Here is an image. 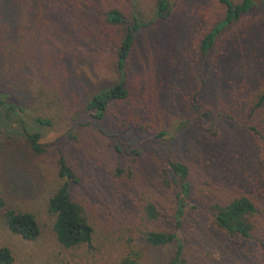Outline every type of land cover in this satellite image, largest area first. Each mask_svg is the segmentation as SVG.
<instances>
[{
    "label": "rangeland",
    "instance_id": "374dc122",
    "mask_svg": "<svg viewBox=\"0 0 264 264\" xmlns=\"http://www.w3.org/2000/svg\"><path fill=\"white\" fill-rule=\"evenodd\" d=\"M170 1L171 18L139 32L119 70L122 31L103 13L116 8L151 21L156 0H0V87L11 75L24 109L11 122L0 114V199L3 208L31 213L40 231L35 241L11 234L0 209V247L10 250L12 264H115L130 245L142 251L143 264H168L175 245L152 248L143 238L151 228L148 202L160 213L155 227L179 234L186 264H264V107L250 118L238 96L264 78V0L207 59L198 42L222 7L217 0ZM119 81L128 97L94 120L86 104ZM193 101L216 106L202 117ZM24 127L39 135L44 154L26 145ZM60 156L77 179L71 198L94 229L91 249H64L55 239L47 200L63 183ZM169 161L189 170L190 198L179 219ZM239 196L256 207L249 238L212 224L213 206Z\"/></svg>",
    "mask_w": 264,
    "mask_h": 264
},
{
    "label": "trees",
    "instance_id": "16d2710c",
    "mask_svg": "<svg viewBox=\"0 0 264 264\" xmlns=\"http://www.w3.org/2000/svg\"><path fill=\"white\" fill-rule=\"evenodd\" d=\"M132 3L139 0H124ZM222 7L221 15L218 20L203 34L198 42V53L203 59H207L211 53H214L217 47L223 45L224 37L230 35L232 30L247 20L257 6V0H240L234 3L232 0H217ZM174 12V3L170 0H156L153 19L144 21L139 13L130 11L124 14L116 8H110L103 13L104 20L107 24L120 28L122 37L118 43V60L119 70H123L128 62L135 38L139 32L149 28L152 24L168 21ZM0 66H4L0 58ZM5 87H0V114L7 122H11L14 115L23 113L24 109L15 101V93L12 90L11 75L3 78ZM258 86L249 95L239 92L242 102L247 104L249 116L252 118L259 110L264 107V78L260 79ZM256 90V91H255ZM196 91L193 99L196 101ZM129 95L124 81H119L109 89L95 94L85 106V112L96 121H101L106 115L109 103L124 101ZM248 96V97H247ZM232 97V95H231ZM234 96L231 99L235 100ZM24 100V97L21 98ZM216 103L201 105L194 101L191 105L193 113L199 110L202 117L210 116ZM35 123L40 126L49 125V121L35 118ZM253 128V127H252ZM254 130V129H253ZM25 143L35 154L42 155L46 152V147L39 144V135L30 134L24 127ZM59 177L63 183L58 187L54 194L47 200V211L54 217L52 230L55 239L64 249H73L79 246L92 248L94 229L85 212V207L76 201H73L70 195V183L76 182L77 179L73 169L67 164L65 158L60 156L57 160ZM118 172L121 169L117 168ZM167 171L171 175L172 183L176 188V217L179 219L183 216L191 193V184L188 167L181 162L169 161ZM4 203L0 199L1 216L7 230L13 234L28 241H35L39 234V227L35 217L31 213L18 212L14 209L3 208ZM212 224L220 231L231 236H240L249 238L255 228L256 207L254 203L246 196L231 198L227 203L213 206ZM144 216L151 228L143 233V238L147 245L152 248L166 247L171 244L175 245L173 254L168 264H186L183 254V245L177 232L159 230L155 224L160 219V213L154 202H148L144 206ZM131 242H129L130 244ZM143 253L135 246H128L124 255L115 264H143ZM13 258L10 250L6 247H0V264H12Z\"/></svg>",
    "mask_w": 264,
    "mask_h": 264
}]
</instances>
